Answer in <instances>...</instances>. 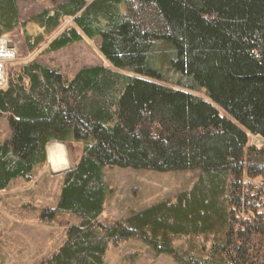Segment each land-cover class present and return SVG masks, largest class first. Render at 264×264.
Listing matches in <instances>:
<instances>
[{"label":"trees","instance_id":"1","mask_svg":"<svg viewBox=\"0 0 264 264\" xmlns=\"http://www.w3.org/2000/svg\"><path fill=\"white\" fill-rule=\"evenodd\" d=\"M51 1L22 21L18 0H0V39L20 28L32 53L57 33L46 54L100 39L107 65L68 79L31 62L0 89L11 127L0 193L31 182L48 145L82 146L40 217L78 223L39 264H104L132 240L179 264H264V145L250 143L264 140V0ZM114 167L200 172L190 189L106 225Z\"/></svg>","mask_w":264,"mask_h":264},{"label":"rangeland","instance_id":"2","mask_svg":"<svg viewBox=\"0 0 264 264\" xmlns=\"http://www.w3.org/2000/svg\"><path fill=\"white\" fill-rule=\"evenodd\" d=\"M65 1L58 0L59 3ZM18 6L21 20L27 21L50 8L52 1L18 0ZM56 34L47 37L44 44L32 53L26 49L20 28L9 34L7 38L17 46V59L5 66L7 76L31 62L58 70L68 79H72L83 68L107 65L99 52L100 39H85L58 53L46 54L49 40ZM10 137L9 119L0 116V143ZM250 143L263 146L264 140L251 137ZM81 154L82 146L79 144L52 143L47 146L46 164L34 170L31 182L15 181L5 192L0 193V264H39L65 242L66 229L78 223V219L69 214H58L51 224H45L40 217L44 210L57 207L64 175L74 168ZM105 172L112 194L100 221L112 225L128 218L133 212L144 211L190 189L200 171L158 173L114 167L106 168ZM260 183V180L255 182ZM104 264L179 263L171 255H157L145 243L132 240L120 247H112Z\"/></svg>","mask_w":264,"mask_h":264},{"label":"built area","instance_id":"3","mask_svg":"<svg viewBox=\"0 0 264 264\" xmlns=\"http://www.w3.org/2000/svg\"><path fill=\"white\" fill-rule=\"evenodd\" d=\"M14 47L11 48L10 44ZM17 46L13 41L8 38L0 39V89L7 86V74L5 72V66L11 64L17 59Z\"/></svg>","mask_w":264,"mask_h":264},{"label":"bare ground","instance_id":"4","mask_svg":"<svg viewBox=\"0 0 264 264\" xmlns=\"http://www.w3.org/2000/svg\"><path fill=\"white\" fill-rule=\"evenodd\" d=\"M86 1V0H85ZM61 149V148H60ZM60 154H61V152H59ZM55 154H57V153H55ZM59 157V156H58ZM53 159L55 160L56 158H54V156H53ZM58 161V160H57ZM56 162V161H55ZM60 162V161H59ZM51 163H53L54 164V162H51Z\"/></svg>","mask_w":264,"mask_h":264},{"label":"water","instance_id":"5","mask_svg":"<svg viewBox=\"0 0 264 264\" xmlns=\"http://www.w3.org/2000/svg\"><path fill=\"white\" fill-rule=\"evenodd\" d=\"M10 47L13 48L14 45L11 43V44H10ZM47 159H48V158H47ZM70 171H71V170H70ZM70 171H68V172H70ZM68 172H66V174H67Z\"/></svg>","mask_w":264,"mask_h":264},{"label":"crops","instance_id":"6","mask_svg":"<svg viewBox=\"0 0 264 264\" xmlns=\"http://www.w3.org/2000/svg\"><path fill=\"white\" fill-rule=\"evenodd\" d=\"M47 151V150H46Z\"/></svg>","mask_w":264,"mask_h":264}]
</instances>
